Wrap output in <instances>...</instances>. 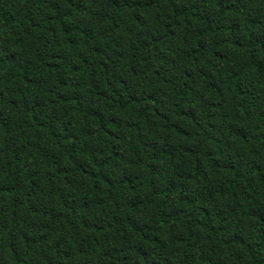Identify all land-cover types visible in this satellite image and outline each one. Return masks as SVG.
<instances>
[{
	"label": "trees",
	"instance_id": "trees-1",
	"mask_svg": "<svg viewBox=\"0 0 264 264\" xmlns=\"http://www.w3.org/2000/svg\"><path fill=\"white\" fill-rule=\"evenodd\" d=\"M0 264H264V0H0Z\"/></svg>",
	"mask_w": 264,
	"mask_h": 264
}]
</instances>
